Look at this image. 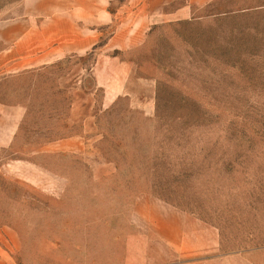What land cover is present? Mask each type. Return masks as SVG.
<instances>
[{"label": "rangeland", "instance_id": "374dc122", "mask_svg": "<svg viewBox=\"0 0 264 264\" xmlns=\"http://www.w3.org/2000/svg\"><path fill=\"white\" fill-rule=\"evenodd\" d=\"M26 2L0 0V22L23 19ZM48 2L42 0L36 7ZM120 2L127 0L110 7ZM187 2L173 0L167 10L173 12ZM205 13L207 9H200L196 15L203 18L155 25L138 38L141 45L121 52L135 61L138 77L151 80L150 88L143 85L146 80L137 81L135 90L154 92L153 111L130 110L121 98L113 109L101 112L102 90L88 95L76 85L70 95L69 88L57 90V80L63 81L57 76L79 68L77 56L51 67L49 73L28 72L1 83V99L24 101L30 109L16 141L0 147V229L30 226L20 213L27 209L31 214V208L16 203L21 184L61 182L58 175L36 169L33 161L48 170L69 168L73 183L89 182V173L80 171L85 166H117L129 169L137 184L150 182L153 195L218 225L232 251L264 248V9ZM94 58L87 54L82 64L90 66ZM51 89L60 93L49 98ZM75 98L88 106V115L96 116V125L85 135L83 153L33 157V140L82 132L79 124L62 123L63 112H68H59ZM49 106L61 116L54 126H48Z\"/></svg>", "mask_w": 264, "mask_h": 264}, {"label": "crops", "instance_id": "0c3cea01", "mask_svg": "<svg viewBox=\"0 0 264 264\" xmlns=\"http://www.w3.org/2000/svg\"><path fill=\"white\" fill-rule=\"evenodd\" d=\"M41 1L27 0L23 19L0 22V85L28 72L49 73L51 67L77 56L79 68L58 75L63 81L57 80L56 89L69 88V95L72 85L87 95L102 90L101 112L113 109L121 98L130 110L155 109L154 92L135 90L137 81L146 80L143 85L150 88L151 80L138 77L135 61L121 55L141 45L138 38L155 25L203 18L196 15L200 9H207L203 16L264 9V0H188L173 12L167 10L173 0H127L116 8L110 5L119 0H49L46 7H36ZM12 25L17 26L11 29ZM90 53L95 55L93 63L83 65ZM56 89L49 90V98L60 93ZM34 91L33 85V95ZM81 100L69 99L59 112H68H63L62 123L79 124L82 132L33 140V157L83 153L85 135L96 125V116L87 114L88 106ZM29 109L24 101L0 98V147L16 141ZM48 110V126H54L61 116L57 108ZM84 157L87 160L86 151ZM33 164L58 175L61 182L20 185L16 203L31 208V214L27 209L20 213L30 226L0 229V264H264V248L232 251L218 225L153 195L151 183L137 184L127 168L85 166L80 171L89 173V182L73 183L69 168L48 170ZM75 190L79 193H72Z\"/></svg>", "mask_w": 264, "mask_h": 264}]
</instances>
